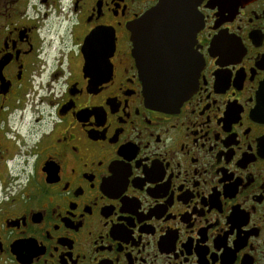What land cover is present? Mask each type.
<instances>
[{"label":"flooded vegetation","instance_id":"1","mask_svg":"<svg viewBox=\"0 0 264 264\" xmlns=\"http://www.w3.org/2000/svg\"><path fill=\"white\" fill-rule=\"evenodd\" d=\"M160 1L0 0V264H264V0L180 5L169 110L129 30Z\"/></svg>","mask_w":264,"mask_h":264},{"label":"water","instance_id":"2","mask_svg":"<svg viewBox=\"0 0 264 264\" xmlns=\"http://www.w3.org/2000/svg\"><path fill=\"white\" fill-rule=\"evenodd\" d=\"M196 3L197 0H161L129 26L134 56L142 71L146 100L157 109L169 110L179 107L195 90L196 68L199 62L196 60L193 64L191 61L185 62L180 68L169 61L161 60L159 52L179 45L176 38L180 33L175 29L178 26L175 19L180 16L175 14L182 11L181 4H185L183 8L185 12L194 11ZM195 33L183 34L184 37H188L183 40L188 46H185L186 49H189Z\"/></svg>","mask_w":264,"mask_h":264}]
</instances>
